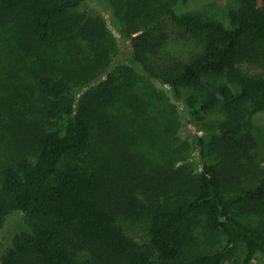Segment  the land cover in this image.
Listing matches in <instances>:
<instances>
[{
  "label": "trees",
  "instance_id": "trees-1",
  "mask_svg": "<svg viewBox=\"0 0 264 264\" xmlns=\"http://www.w3.org/2000/svg\"><path fill=\"white\" fill-rule=\"evenodd\" d=\"M88 1L0 0V51L19 52L15 62L29 68L35 82L34 87L23 83L28 97L20 112L15 106L4 110L6 96L0 92V230L14 211L26 222L1 264H155L120 219L149 221L148 247L162 264H228L238 245L245 254L236 264H253L264 254V231L234 211L244 204L264 205V177L227 197L223 172L207 158L204 139L182 128L224 106L229 121L217 137L237 147L248 141L256 117L264 113V0H239L231 27L187 14L189 2L199 0H98L111 13L112 26L132 41L128 56L117 61L101 51L74 75H56L44 66L36 71V63L53 58L46 46L70 32L64 19ZM170 23L205 39L192 59L175 60L159 71L148 55ZM87 25L79 31L98 42L100 27L96 21ZM15 62L9 82L16 77ZM103 76L106 82L93 86ZM6 81L3 73L0 86ZM118 84L137 94L128 102L139 121L137 131L124 109L118 120L110 97L103 100ZM113 128L120 130L122 144L113 138ZM101 134L107 135L100 147L109 169L64 166ZM133 134L138 141L153 134L164 139L166 166L150 167L135 153ZM201 214L227 244L181 259Z\"/></svg>",
  "mask_w": 264,
  "mask_h": 264
},
{
  "label": "rangeland",
  "instance_id": "rangeland-1",
  "mask_svg": "<svg viewBox=\"0 0 264 264\" xmlns=\"http://www.w3.org/2000/svg\"><path fill=\"white\" fill-rule=\"evenodd\" d=\"M239 7V0H199L189 2L185 7V12L204 20L219 21L227 27H231L230 14ZM84 20L87 22L86 24H82L83 26L80 28L82 30L86 29L89 21H96L100 27L102 33L98 42L97 40L93 41L91 36L79 31L78 27ZM111 22L112 15L109 11L104 10L101 2L89 0L78 11L71 13L64 19L62 22L63 28L68 29L70 32L66 37L59 34L56 35V40L48 44V47L46 46L44 51L51 52L53 58L46 59V62L36 63V71L42 69L44 66L56 75H63V73L67 74L69 72L74 75L76 69L87 63L92 64L101 51L112 54V58H116L117 61L120 58L128 56L130 49L133 48L132 41L125 40L115 27L112 26ZM104 25L110 30H104ZM75 28H78V32L75 31ZM162 36L153 41L152 54L148 55L152 65L159 71H164L175 60L186 62L192 59L202 51L205 39L204 34H193L173 23L168 24L164 28ZM2 38L4 39L2 34H0V39ZM2 45L3 43L0 42V47ZM18 55L19 52H15V55L12 56L7 50L3 53L0 51V68L2 71L4 68V77L8 81H6V84L0 86V92L6 96L3 108L7 112H10L14 106L15 111L20 112L22 98L28 97V94H24L23 92L25 84L31 85L33 83V87L35 85L33 76L28 73L29 68H26L25 65H18L19 62H15L14 57ZM14 62L16 77L9 82L8 76ZM7 66L8 70L6 72ZM112 68L113 66L109 68V71ZM3 73L1 72L0 75H3ZM106 79L107 76H103L101 81H97L93 86H96L99 82H106ZM126 87L118 84L109 88L103 100L110 97L112 108L117 116L111 108L110 110L118 120L120 119L122 109H124L131 116L132 124L137 131L140 127L139 121L136 118L133 106L128 104V102L137 98V94L134 91L125 90L124 88ZM89 88L80 91L77 93V96L80 97ZM158 90H160V87H158ZM189 94L186 93V95ZM182 107H184L183 104ZM228 121L229 113L224 106H220L209 114H203L198 118H194V126H190V128L184 126L182 131L186 133L190 129L204 139L207 158L220 167L223 172L226 196L232 197L238 194L239 188H247L251 183L257 182L260 178L264 177V113L256 117L254 130L242 147L223 142L217 137ZM111 134L117 143L122 144L120 130L113 128ZM133 135L136 143L131 148L135 153L145 157L148 163H150V167L162 169V167L166 166L167 159L164 152V142H162L165 141L164 139L153 134L152 136H145L143 141H138L135 134ZM106 136V134L97 135L85 153L68 157L64 166L67 164H79L84 166L88 171L93 169H109L106 166L108 164L101 159L104 151L100 147V142ZM131 141L133 140L130 139L129 142ZM192 157L197 160L199 152L195 150ZM234 213L243 222L252 224L264 231V205L254 206L244 204L236 209ZM148 222V220L139 222L129 219L119 220V224L137 242L139 247L150 252L153 262L155 264H162L158 254L149 250L150 236ZM25 223L24 215L14 211L5 226L0 230V264L4 253L12 245L14 237L24 229ZM226 244L225 235L221 231H211L207 225L206 215L201 214L199 215L197 226L192 230L184 244L181 259L191 258L201 253L216 252L222 250ZM244 254V247L242 245L236 246L233 248L228 264H236L241 261ZM253 264H264V254L259 253Z\"/></svg>",
  "mask_w": 264,
  "mask_h": 264
}]
</instances>
